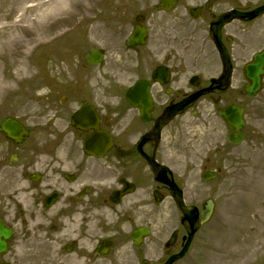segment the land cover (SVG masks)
I'll return each mask as SVG.
<instances>
[{
	"label": "flooded vegetation",
	"instance_id": "obj_1",
	"mask_svg": "<svg viewBox=\"0 0 264 264\" xmlns=\"http://www.w3.org/2000/svg\"><path fill=\"white\" fill-rule=\"evenodd\" d=\"M129 3L97 39L103 59L90 67H97L98 80L87 81L88 70L75 72V81L51 83L45 95H23L29 121L4 116L17 119L28 136L17 143L0 131V218L21 239L40 236L57 247L49 253L53 264H164L182 250L190 228L162 179L185 196L192 172L198 180L214 172L221 181L230 172L229 144L216 139L198 146L184 130L214 129L219 110L231 103L230 87L211 83L223 73L218 46L233 70L243 68L248 52L264 47V13L225 18L264 0H170L168 10L157 8L160 0ZM138 27L144 43H130ZM112 81L129 83L121 88ZM136 81H147L150 94L129 100L125 92ZM77 111L82 117L74 126ZM185 201L200 209L197 200ZM201 229L171 264L203 260Z\"/></svg>",
	"mask_w": 264,
	"mask_h": 264
},
{
	"label": "rangeland",
	"instance_id": "obj_2",
	"mask_svg": "<svg viewBox=\"0 0 264 264\" xmlns=\"http://www.w3.org/2000/svg\"><path fill=\"white\" fill-rule=\"evenodd\" d=\"M69 1L71 14H48L41 20L44 22L35 23L37 12L30 7L34 1L0 0V18L16 24L20 37L16 46L0 47V76L19 75L11 83V92L0 98V120L5 113L28 118L30 106L23 95H45L50 92L51 83L75 81V72L88 70L87 81L99 79L97 67H90L81 56L113 29L115 16L125 13L121 8L130 5L131 0ZM26 43L30 44L26 47ZM107 55L110 57L111 53ZM22 58L25 69L19 67ZM244 82L242 71L235 70L228 94L245 107L247 124L243 142L230 145L227 178L200 181L195 171L187 181L186 199L202 202L211 198L215 202L211 218L198 238V243L205 244L206 255L195 264H264V81L254 97L241 93ZM112 83L124 88L129 81ZM214 119V129L185 128V138H196L190 142L197 141L198 146L222 138L225 126L218 116ZM195 147L196 144L192 148ZM48 247L35 238L14 240L7 257L14 264H52L45 257Z\"/></svg>",
	"mask_w": 264,
	"mask_h": 264
},
{
	"label": "water",
	"instance_id": "obj_3",
	"mask_svg": "<svg viewBox=\"0 0 264 264\" xmlns=\"http://www.w3.org/2000/svg\"><path fill=\"white\" fill-rule=\"evenodd\" d=\"M258 14V11H254L250 14V16ZM101 58V55L97 53L95 50H92L89 55H87V60L91 63H97ZM230 69H228L226 76L229 75ZM264 74V50L256 53L253 56V60L249 62L245 66V76L248 80L247 84L244 86V90L246 93L250 95H255L258 90L261 87V76ZM143 85V82L140 83ZM221 84V83H220ZM138 85V84H137ZM136 88V86L134 87ZM133 87L127 92L128 95L134 93L136 89ZM221 115L224 117L228 128L236 131V133H231L228 138L234 142H240L242 139V131L240 128L243 126L244 122L242 119V108L238 107L237 105L233 104L229 107H227L224 111L221 112ZM16 127V123L10 122L8 119H6L1 125L0 128L7 130L6 125ZM8 131V130H7ZM10 134V133H9ZM212 201L207 200L204 203V209L201 211V220L200 222H204L208 219L211 211H212ZM194 212L192 210L186 211L187 216L193 217ZM185 215V218L187 217ZM195 221H191L190 224L192 228L194 227ZM5 233V237L9 235V230L4 229L0 225V236ZM5 249V241L0 239V250Z\"/></svg>",
	"mask_w": 264,
	"mask_h": 264
},
{
	"label": "bare ground",
	"instance_id": "obj_4",
	"mask_svg": "<svg viewBox=\"0 0 264 264\" xmlns=\"http://www.w3.org/2000/svg\"><path fill=\"white\" fill-rule=\"evenodd\" d=\"M27 1V0H26ZM34 1L31 4V8L33 11L37 12V15L34 17L35 23H41V21L45 18L48 14H57L59 15H67L70 14L69 0H31ZM9 14H13L8 12ZM0 47L1 46H16L20 42V37L18 35V26L14 23L4 21L3 18H0ZM34 23V22H33ZM44 33L38 34V36L44 35ZM30 43H26L29 45ZM19 67L21 69H25L26 63L25 60L22 58L21 62L19 63ZM19 75H14L12 77L4 78L0 76V98L5 96L6 94L10 93L12 90V81L18 80Z\"/></svg>",
	"mask_w": 264,
	"mask_h": 264
}]
</instances>
